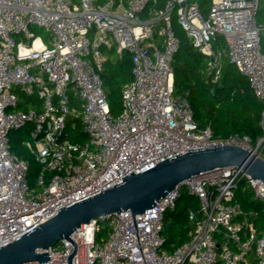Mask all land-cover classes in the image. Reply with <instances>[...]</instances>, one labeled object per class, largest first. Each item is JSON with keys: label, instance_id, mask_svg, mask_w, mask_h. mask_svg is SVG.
Returning a JSON list of instances; mask_svg holds the SVG:
<instances>
[{"label": "built area", "instance_id": "built-area-1", "mask_svg": "<svg viewBox=\"0 0 264 264\" xmlns=\"http://www.w3.org/2000/svg\"><path fill=\"white\" fill-rule=\"evenodd\" d=\"M259 1L211 0L205 16L197 0H164L159 8V0H0V246L59 208L186 149L238 144L264 159V109L256 143L248 135L217 138L210 127L199 128L186 94L176 93L172 65L180 47L176 13L193 46L209 57L212 81L222 77V52L213 49L222 36L230 61L264 102ZM108 50L132 55L133 80L122 88L119 114L102 78ZM71 115L80 119L84 141L70 139ZM16 133L41 165L38 188L29 182L30 157L12 148ZM243 179L264 205V183L241 167L202 173L143 213L126 210L82 225L41 264H264L259 211L237 199ZM184 191L198 198L199 212H188V239L169 250L165 215ZM103 227L106 236H98Z\"/></svg>", "mask_w": 264, "mask_h": 264}, {"label": "trees", "instance_id": "trees-1", "mask_svg": "<svg viewBox=\"0 0 264 264\" xmlns=\"http://www.w3.org/2000/svg\"><path fill=\"white\" fill-rule=\"evenodd\" d=\"M203 15H207L211 0H197ZM164 0H159L157 7H161ZM257 17L264 27V0L259 1ZM257 18V19H258ZM174 28V26H173ZM36 34L49 42V34L42 28H34ZM175 31V29H174ZM180 47L173 58L174 86L176 93L186 94L194 112V118L199 128L210 127L217 138H227L231 135H248L256 143L262 129L260 126L261 112L264 102L256 97L247 78L230 61L227 45L222 36L213 41V49L221 51L222 77L213 82L210 72L209 57L194 47L186 34L177 33ZM264 51V34L262 35ZM107 59L102 78L106 88L110 108L114 114L122 111V88L133 80V61L130 52L125 51L121 58L114 54V50L106 52ZM108 87V88H107ZM72 103L81 107V103L72 97ZM75 123V124H74ZM75 125V126H74ZM67 132L72 141H84L86 135L82 132L80 119L70 116ZM12 148L18 154L30 157V168L35 160L26 149H21L13 142ZM192 198H196L185 191L177 202L176 208L165 215L163 235L166 239L165 247L173 250L188 239V232L193 228L189 214L185 209L192 205ZM237 199L245 210L255 209L259 216L255 219L257 229L264 228V205L254 197V191L247 179H243L237 190ZM184 201V203H179ZM196 214L199 203L192 206ZM108 229L100 228L98 236H106Z\"/></svg>", "mask_w": 264, "mask_h": 264}, {"label": "water", "instance_id": "water-1", "mask_svg": "<svg viewBox=\"0 0 264 264\" xmlns=\"http://www.w3.org/2000/svg\"><path fill=\"white\" fill-rule=\"evenodd\" d=\"M241 167L264 183V159L238 144L186 149L142 172H131L123 181L101 190L59 212L17 239L0 246V264H41L50 259L48 249L69 239L79 227L104 215L130 210L143 213L160 202L185 179L225 167Z\"/></svg>", "mask_w": 264, "mask_h": 264}, {"label": "rangeland", "instance_id": "rangeland-1", "mask_svg": "<svg viewBox=\"0 0 264 264\" xmlns=\"http://www.w3.org/2000/svg\"><path fill=\"white\" fill-rule=\"evenodd\" d=\"M258 21H259V18H258ZM173 26H174V29H175V31L177 33H181L182 32L183 34H186L187 35V33L185 32V30L182 28L181 24L178 22L176 13H174V15H173ZM263 34H264V29H263ZM188 38H189V36H188ZM25 137H26L25 135H20L19 133H16L14 135L13 142L16 144V146L19 148V150L25 149L24 144H23V141H24ZM40 170H41V165L38 162L35 161V164L31 166L30 173H29V182H30V185L32 187L38 188V184H37V181L38 180H37V177H38V175L40 173ZM182 202L184 203V201H180L179 203H182ZM191 203H192V205L190 207H188L187 209H185V213L186 214H188V212L191 209H193L192 206H197L198 205V203H199L198 198H192Z\"/></svg>", "mask_w": 264, "mask_h": 264}, {"label": "crops", "instance_id": "crops-1", "mask_svg": "<svg viewBox=\"0 0 264 264\" xmlns=\"http://www.w3.org/2000/svg\"><path fill=\"white\" fill-rule=\"evenodd\" d=\"M146 14H147V12H146ZM114 54L117 55L115 52H114ZM117 57H119V56L117 55ZM119 58H121V57H119Z\"/></svg>", "mask_w": 264, "mask_h": 264}]
</instances>
